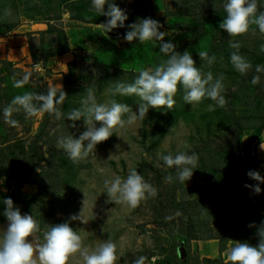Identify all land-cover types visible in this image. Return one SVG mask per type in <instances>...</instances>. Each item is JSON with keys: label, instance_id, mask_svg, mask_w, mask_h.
Returning a JSON list of instances; mask_svg holds the SVG:
<instances>
[{"label": "rangeland", "instance_id": "1", "mask_svg": "<svg viewBox=\"0 0 264 264\" xmlns=\"http://www.w3.org/2000/svg\"><path fill=\"white\" fill-rule=\"evenodd\" d=\"M110 2L126 10L128 19L124 27L107 33L100 24L109 18L95 12L91 0H0V227L7 228L3 200L11 198L22 215H34L41 229L45 223L69 222L91 247L112 239L118 246L116 264H133L141 256L145 264H228V250L236 241L258 244L257 229L264 223V191L255 194L245 187L257 182L247 175L253 164L230 157L250 153L244 148L247 140L264 130V74L260 84H251L255 66L264 65L259 51L264 37L258 29L236 38L220 29L226 0ZM258 5L264 11V0ZM5 8L11 9V19L4 17ZM149 17L168 33L164 42L173 43L180 53L189 51L205 72L224 74L226 106L210 99L186 104L181 89L172 110L150 108L143 121L98 144L95 156L73 164L57 147V139L78 138L86 130L83 120L72 128L66 114L81 107L87 87L93 88L98 102L115 98L138 113L139 98L112 97L111 86L116 80L132 82L140 69L167 58L158 43L124 39L128 25ZM233 39L253 65L246 76L230 62L233 49L228 42ZM202 50L216 56L211 68L200 60ZM25 74H30L29 82L14 88L13 75ZM49 87L67 94L60 120L47 113L26 118L21 111L12 117L19 122L16 127L4 122L3 108L14 95L43 93ZM209 104L214 111L208 110ZM184 143L198 154L197 169L185 183H168L165 177H175V169L167 168L158 153L183 151ZM132 168L157 189V195L136 208L106 203L103 180L126 177ZM207 173L212 175L210 184ZM83 207L88 222L71 221ZM210 236L217 239L206 240ZM68 264H80L79 255L71 256Z\"/></svg>", "mask_w": 264, "mask_h": 264}, {"label": "clouds", "instance_id": "2", "mask_svg": "<svg viewBox=\"0 0 264 264\" xmlns=\"http://www.w3.org/2000/svg\"><path fill=\"white\" fill-rule=\"evenodd\" d=\"M91 7L99 15L109 18L106 23L100 24L107 33L125 26L128 19L126 10L110 0H91ZM223 9L226 15L219 28L227 32L228 36L236 38L258 29L264 37V11L259 10L258 0H226ZM12 16L11 9L5 8L4 17L11 19ZM161 27L158 21L150 17L128 25L130 30L124 36L127 42L139 40L140 44L158 43L160 52L167 58L154 67L140 69L132 82L116 80L110 88L112 97L117 95L138 97V113L128 104L118 102L115 98L98 102L92 87H87L81 107L67 112L66 118L73 122L72 128H75V122L80 120H83L86 128L78 138H74L73 135H62L57 139V147L67 154L73 164L94 155L96 146L107 141L119 130L134 125L137 121H143L150 108L172 110L176 104L174 97L181 89L186 104H199L205 99H210L216 106H226L224 74L214 75L210 70L205 72L202 67L196 65L189 51L185 50L183 53L176 51L173 43L164 42L168 33L160 31ZM228 44L233 49L230 53L233 68L240 75L246 76L253 70L252 63L240 54L239 42H234L233 39L229 40ZM259 51L264 53V43L260 45ZM198 56L209 68L217 59L215 55L210 56L208 51L203 50L198 52ZM254 71L256 75L253 76L251 84L258 85L261 82V75L264 74V65H256ZM29 76L30 74H25L22 78H17L13 75V87L23 88L29 82ZM66 98V92L61 90L57 93L54 87H49L43 93L25 91L16 94L3 108L4 122L16 127L19 122L12 117L14 113L21 111L26 118L47 113L60 120L64 115L60 106ZM208 110H215L213 104L208 105ZM183 148L185 150H178L175 153L171 151L167 154L158 153L159 160L163 161L167 168L175 169V177L171 174L165 177L168 183L174 179L185 183L197 169L198 154L190 152L187 143L183 144ZM260 148L264 150L262 139ZM247 175L259 183H264V177L257 171H249ZM259 183L255 186L246 184L245 187L252 188L255 194H259L261 192ZM103 188L108 197L106 203L114 202L129 208H136L142 201L157 195V189L135 168L130 169L126 177L112 175L104 179ZM83 193L85 207L87 196L84 191ZM3 204L6 206L3 215L8 225L6 229L0 227V264H68L69 258L76 254L80 257V264H116L118 246L112 239L102 240L91 247L84 243L81 235L69 222L55 225L45 223L41 229L34 215H22L11 198H5ZM84 207L78 215H71L70 220H79L86 224L88 221L83 218ZM257 236L259 242L256 246L236 241L228 250V264H264V223L257 229ZM29 237L32 239L29 240ZM133 264H145V257H139Z\"/></svg>", "mask_w": 264, "mask_h": 264}, {"label": "crops", "instance_id": "3", "mask_svg": "<svg viewBox=\"0 0 264 264\" xmlns=\"http://www.w3.org/2000/svg\"><path fill=\"white\" fill-rule=\"evenodd\" d=\"M261 139L264 140V130L257 137H250L244 148L250 151L252 157L256 159V171L264 176V150L260 148Z\"/></svg>", "mask_w": 264, "mask_h": 264}, {"label": "trees", "instance_id": "4", "mask_svg": "<svg viewBox=\"0 0 264 264\" xmlns=\"http://www.w3.org/2000/svg\"><path fill=\"white\" fill-rule=\"evenodd\" d=\"M61 54V53H60ZM240 131H242V129L240 128L239 129ZM230 157L233 159H235V161H236V159H238V158H240V160L243 162V164L244 163H247V164H253L252 165V167H253V171H256V169L254 168V166L256 167V165H257V163H256V159L254 158V157H252L251 156V154L249 153V152H247V154L246 155H244V156H240V157H238V156H234V155H232L231 153H230ZM215 163V162H214ZM216 163H221V161L219 162V159L216 161ZM244 165H246V164H244ZM207 175V181H208V184H210V182H211V180H212V175L210 174V173H207L206 174ZM263 177V176H262ZM15 182H17V181H15ZM20 181H18L17 182V184L18 185H20ZM259 182H256V184H258ZM256 184H254V186L256 185ZM259 187L261 188V191H264V183H259ZM250 190H253L252 188L250 189ZM242 211V210H241ZM212 239H217L216 238V236H210V237H207L206 238V240H212ZM190 240H196V238H191ZM223 249L224 248H221V250L223 251ZM202 263H208V264H216V263H218L219 264V262L218 261H211V260H204V261H202ZM182 264H189V261L187 260V261H185L184 263H182ZM192 264H201V262H194V263H192Z\"/></svg>", "mask_w": 264, "mask_h": 264}, {"label": "built area", "instance_id": "5", "mask_svg": "<svg viewBox=\"0 0 264 264\" xmlns=\"http://www.w3.org/2000/svg\"><path fill=\"white\" fill-rule=\"evenodd\" d=\"M117 38L121 39L123 38L121 34H118Z\"/></svg>", "mask_w": 264, "mask_h": 264}]
</instances>
